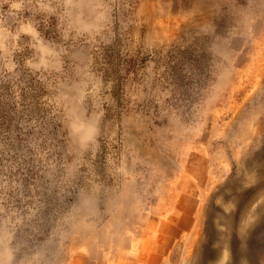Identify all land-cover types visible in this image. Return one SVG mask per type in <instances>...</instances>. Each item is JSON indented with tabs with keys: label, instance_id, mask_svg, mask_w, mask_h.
Returning a JSON list of instances; mask_svg holds the SVG:
<instances>
[{
	"label": "rangeland",
	"instance_id": "374dc122",
	"mask_svg": "<svg viewBox=\"0 0 264 264\" xmlns=\"http://www.w3.org/2000/svg\"><path fill=\"white\" fill-rule=\"evenodd\" d=\"M0 264H264V0H0Z\"/></svg>",
	"mask_w": 264,
	"mask_h": 264
},
{
	"label": "bare ground",
	"instance_id": "6f19581e",
	"mask_svg": "<svg viewBox=\"0 0 264 264\" xmlns=\"http://www.w3.org/2000/svg\"><path fill=\"white\" fill-rule=\"evenodd\" d=\"M222 256H224V255H222ZM222 259V258H221ZM221 263V262H220Z\"/></svg>",
	"mask_w": 264,
	"mask_h": 264
}]
</instances>
